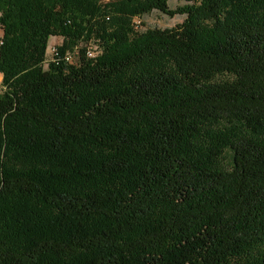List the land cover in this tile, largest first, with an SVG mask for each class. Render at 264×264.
Here are the masks:
<instances>
[{
    "label": "trees",
    "instance_id": "16d2710c",
    "mask_svg": "<svg viewBox=\"0 0 264 264\" xmlns=\"http://www.w3.org/2000/svg\"><path fill=\"white\" fill-rule=\"evenodd\" d=\"M178 1L0 0V264H264V0Z\"/></svg>",
    "mask_w": 264,
    "mask_h": 264
},
{
    "label": "rangeland",
    "instance_id": "374dc122",
    "mask_svg": "<svg viewBox=\"0 0 264 264\" xmlns=\"http://www.w3.org/2000/svg\"><path fill=\"white\" fill-rule=\"evenodd\" d=\"M116 0H101V4L103 6L109 5L110 3L115 2ZM186 5L185 2H180L178 0H170L169 7L172 10L177 9L178 7H182ZM186 19V16H180L176 15L174 17L165 15L159 11H152L148 14H145L144 16H136L131 21V35L137 36L138 34L144 33L150 29H172L177 27L178 25H181ZM2 31L0 30V39L2 38ZM63 44V38L61 37H52L49 41V47H48V54H47V61L50 62L53 60V54L55 47L61 46ZM91 47H93L94 51L98 53V49L94 44H90ZM75 62V61H74ZM48 65H46V68ZM231 76L229 75H220L218 76L215 81L216 82H224L227 80H230ZM1 83V79H0ZM221 164L224 168L230 167V156L226 155L221 160ZM262 252L264 253V248L262 249ZM262 257L258 256V259Z\"/></svg>",
    "mask_w": 264,
    "mask_h": 264
},
{
    "label": "built area",
    "instance_id": "2783aa9c",
    "mask_svg": "<svg viewBox=\"0 0 264 264\" xmlns=\"http://www.w3.org/2000/svg\"><path fill=\"white\" fill-rule=\"evenodd\" d=\"M57 53L56 49H54V54H53V57L54 55ZM77 53V52H75ZM87 54H88V57L90 58H95L98 54L94 51L93 47H90L88 48L87 50ZM65 60L66 62L70 63V64H73L74 61H76V56L74 53H71V52H67L65 54ZM1 79V78H0Z\"/></svg>",
    "mask_w": 264,
    "mask_h": 264
}]
</instances>
